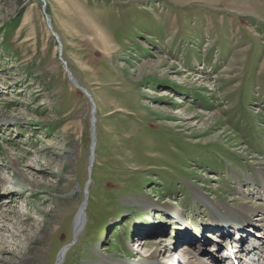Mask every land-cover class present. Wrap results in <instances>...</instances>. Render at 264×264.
Segmentation results:
<instances>
[{
	"label": "rangeland",
	"instance_id": "1",
	"mask_svg": "<svg viewBox=\"0 0 264 264\" xmlns=\"http://www.w3.org/2000/svg\"><path fill=\"white\" fill-rule=\"evenodd\" d=\"M262 170L264 0H0V264H227Z\"/></svg>",
	"mask_w": 264,
	"mask_h": 264
},
{
	"label": "bare ground",
	"instance_id": "2",
	"mask_svg": "<svg viewBox=\"0 0 264 264\" xmlns=\"http://www.w3.org/2000/svg\"><path fill=\"white\" fill-rule=\"evenodd\" d=\"M45 22H46L47 26L48 25L50 26L49 23L51 22V19L47 18L45 20ZM51 30L54 33L53 29H51ZM60 49L61 48L58 47V50H60ZM93 116H95V114H93ZM92 121L93 120L91 118V122ZM90 162H93V159ZM260 176L262 177L261 183H262V187H263V191H264V170L261 171ZM248 181H250V178H248ZM87 184H86V188H85L86 192L84 194V199H83V201H82V203H81V205H80V207H79V209L75 215L74 222H73V236L74 237H76L78 235V233L80 232V230H81V228L85 222V211L87 208V196H88V192H87L88 189L87 188L89 186V185L87 186ZM155 207H156L155 203H151V204L147 203L146 206L143 208V210L146 212H151ZM251 207H253V208H246L245 205L241 203V204L237 205L236 208H234L233 210H230L228 207H226L225 205H222V204H218L215 207L213 205L214 209L211 210L209 218L207 219V221L209 223L210 222H216L217 224H220V227L223 228L220 230L225 236H227V230L225 228H227V229L230 228L231 230H235L236 233H238V232L241 233V234H239V241L241 243L238 246H239V250L246 252L248 262L254 261V259L259 255V251H254V250H250V249H251V246H254L255 243L260 242L261 239L254 238L251 240V242L249 241L247 243V245L249 244V246L242 245L243 242H245L247 238L251 237V235H249L247 233L244 225L251 224V225H249V227H251V226L254 227L255 224L253 222L255 220H257V221L264 220V218L262 217V214H264V206H260L259 203H256L255 205L253 204V206H251ZM161 208L163 210H169V213L175 217L179 216V213L177 211L170 209L168 206L161 207ZM176 245H177V243L175 244V246ZM174 248H177V247H174ZM185 248H186V246H185ZM68 249H69V246H65V247L61 248V250L59 251V253L57 255V258H56V261L54 262V264H62L64 257H65V254H66ZM223 250L225 251V250H227V248L224 247ZM159 251H160V249H158L156 247V249H154L151 252V254L148 256V258H146L142 261L141 260L137 261L134 264H155V257L157 256V254H160ZM166 252H168V251H166ZM186 252H187V250L185 251V253ZM207 255L208 254L206 253V256ZM167 256H169V255L167 254ZM182 256H183V254H182ZM236 259L239 260V254L237 255ZM100 260H101L100 262L103 264H106V263L109 264V262H110V261H108V258L105 259L104 257L100 258ZM244 261H246V259H244ZM235 262L237 263V261H234L233 263L232 262L231 263L228 262V263L234 264ZM262 262L264 263V261H262ZM239 263H240V261H239ZM187 264H210V262H207V260H203V258L200 257V258L196 259V262H189L188 261ZM214 264H218V261L216 260V262H214ZM240 264H242V263H240Z\"/></svg>",
	"mask_w": 264,
	"mask_h": 264
},
{
	"label": "water",
	"instance_id": "3",
	"mask_svg": "<svg viewBox=\"0 0 264 264\" xmlns=\"http://www.w3.org/2000/svg\"><path fill=\"white\" fill-rule=\"evenodd\" d=\"M48 28H49V30H50V32L52 33V35L55 37V39L57 40V42L59 43V39H58V37L52 32V30H51V27L48 25ZM59 46H60V44H59ZM60 60H61V62H62V64L65 66V69H66V71H67V73H68V75H69V79H70V81L72 82V84L76 87V88H78L79 90H81L89 99H91V97H90V95H89V93L83 88V87H81V86H79L77 83H76V81L73 79V77L71 76V74H70V72L67 70V68H66V63L60 58ZM95 112V108L93 107L92 108V112H91V117H92V122H91V131H92V139H93V135H94V130H95V127H94V122H95V117L93 116V113ZM93 142H94V139H93ZM91 148H92V150H91V153H92V151H93V143H92V146H91ZM90 161H91V158H90ZM89 182V181H88ZM86 187V186H85Z\"/></svg>",
	"mask_w": 264,
	"mask_h": 264
}]
</instances>
